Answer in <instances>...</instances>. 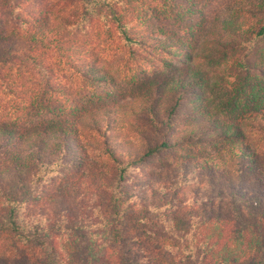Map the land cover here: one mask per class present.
<instances>
[{"label":"trees","instance_id":"1","mask_svg":"<svg viewBox=\"0 0 264 264\" xmlns=\"http://www.w3.org/2000/svg\"><path fill=\"white\" fill-rule=\"evenodd\" d=\"M202 1L0 0V89L16 117L0 120V241L34 252L0 254V264H264V0L193 47L180 31L152 29L160 10L180 20ZM101 34L126 64L168 73L144 79L128 102L15 124L27 109L57 110L61 69L87 84L114 80L82 56ZM127 209L164 229L171 213L186 220L172 247L157 230L128 253Z\"/></svg>","mask_w":264,"mask_h":264},{"label":"rangeland","instance_id":"2","mask_svg":"<svg viewBox=\"0 0 264 264\" xmlns=\"http://www.w3.org/2000/svg\"><path fill=\"white\" fill-rule=\"evenodd\" d=\"M58 1L59 0H55V3H58ZM64 1L66 2L65 5L67 4L66 7L70 8L71 5L69 2L72 0H63V2ZM89 1L93 2V0ZM82 2L86 4L88 0H82ZM254 2L256 1L203 0L200 4H198L196 12L182 15L180 20L171 18V16H166V13L160 10L159 18H154L152 19L153 21L150 22H152V29L155 31L160 26L180 31L184 41L190 42L193 47L196 44L199 45L205 35H207L208 38H215L219 36L218 32H222V19L230 18L235 14H242V9L251 10L255 4ZM49 7L50 5L48 8ZM68 8H66V10ZM245 14L248 15L249 13L246 12ZM3 19L6 27L10 28L12 23L7 21L5 17ZM101 35L90 36V40H88L89 42L85 46L82 56L100 67H106L109 69L115 77L114 80L110 82L87 84L74 75L70 70L65 68L61 69L60 71H57L52 78V82L54 84L62 86L65 89L64 95L60 96L59 99L56 100L57 102H55L54 108H57V110L54 111V113H49L38 108L27 109L21 117L17 118L18 122L15 124L32 125L40 122L56 120L57 118L70 117L72 115L75 116L76 114L78 115L79 110L83 106H91L104 100H119L121 102L131 101L133 96L136 95L138 85L144 79L152 76L154 73L159 74V71L164 69V67L159 66L157 63L152 64L143 61H140L139 66L126 64L125 60L127 55L124 53L125 51L120 48L118 43L114 42L111 37L107 38V36L103 34ZM97 37L100 38L97 39ZM200 62H203L202 67L208 68L207 63L203 60H200ZM168 69H170V65L164 69L166 72L163 73L167 74ZM9 98L10 97L4 95L3 91L0 89V120L6 119L13 123L16 120V117L11 115L10 107L7 106ZM95 163L97 166L101 163V158L98 156V153H95L94 159L90 165ZM158 169L159 167H154L153 170L156 171ZM158 213L159 211L154 213L152 217L162 214ZM1 214L2 213L0 212V215ZM158 218L160 219L161 217L159 216ZM184 219L186 220L185 214L171 213L170 224H167L166 229H164L161 228L160 224H155L151 220L147 219L144 212L127 209L123 212V216L121 218V226L125 235V240L122 242V248H124L128 253L143 252L145 242L149 241V243H155L156 240H158L157 236H159V234L157 235V230H160L159 233L163 234L165 237H169V239L164 242L166 247H169L167 244L170 242L173 243L174 237L178 235V231L175 230V224H182V222L185 221ZM152 233H155L156 235L152 236ZM3 242H6L7 245L5 249L2 247ZM24 249L29 252V256L32 258L34 252L27 245L19 244V247H17L14 242L9 246L8 240L5 239L0 241L1 255H13L15 257L22 256ZM17 251H20V253H17ZM191 253H193L192 258L195 259L196 252L194 249ZM191 253L186 252L181 255H183L184 258L185 255Z\"/></svg>","mask_w":264,"mask_h":264}]
</instances>
